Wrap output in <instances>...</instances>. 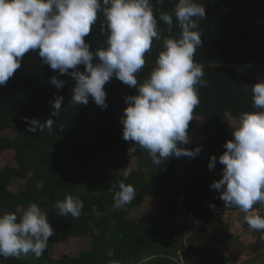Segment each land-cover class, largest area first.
<instances>
[{"label":"trees","instance_id":"1","mask_svg":"<svg viewBox=\"0 0 264 264\" xmlns=\"http://www.w3.org/2000/svg\"><path fill=\"white\" fill-rule=\"evenodd\" d=\"M195 2L204 5L205 17L197 18L202 47L193 62L203 65L202 79L207 81L206 87L197 86L200 103L192 113L193 118L202 119L205 135L195 157L172 156L158 166L145 150L125 141L119 117L127 106L124 97L136 93L115 77L104 85L107 108L97 106L91 98L87 105L73 104L71 77L58 75L57 70L43 64L37 53L30 51L6 85L0 86V133H14L0 137V155L13 151L16 164L0 170V214L19 215L30 203H36L48 215L55 231L40 258L31 253L18 258L0 257V264H229L227 250L215 243L222 232H210L205 226L188 228L179 222V215L185 211V217L191 214L206 225L214 208L225 207L217 198V190L210 188L213 181L221 178L223 165L217 161L209 170L207 164L210 156L218 157L225 151V141L232 140L229 121L223 120L225 110L234 117L256 110L250 87L264 81V0ZM151 3L158 19L160 13H172L176 0ZM103 20L102 13L98 14L92 31L84 38L91 51L105 46L106 37L100 32ZM166 28L158 19L161 40L154 39L145 54V65L136 74L138 85L156 66L163 39L180 35L175 18L173 32L168 33ZM77 67L83 71V65ZM52 76L65 81L64 86L57 89L50 82ZM245 86L249 87L247 91ZM56 96L63 97V101L54 117L50 116L49 101ZM24 117L41 121L51 118L55 121L53 130L29 132ZM194 128L189 121L188 136ZM197 146L183 145L188 149ZM132 159L138 160L137 169L127 176L120 174ZM15 180L24 181V186L11 192ZM116 181L134 186L137 192L135 200L123 209L113 207L109 187ZM67 195L83 202L78 218L56 214L55 202ZM147 197L162 199L164 203L153 207L154 224L142 233L137 249L129 251L123 230L129 223L132 225L128 216ZM213 197L217 198L216 204ZM73 237L90 239V249L77 257L52 258L54 245L67 243ZM253 248L264 264V240L259 239V233Z\"/></svg>","mask_w":264,"mask_h":264},{"label":"clouds","instance_id":"2","mask_svg":"<svg viewBox=\"0 0 264 264\" xmlns=\"http://www.w3.org/2000/svg\"><path fill=\"white\" fill-rule=\"evenodd\" d=\"M101 13L105 46L91 51L84 38ZM204 17V5L195 0H176L172 13L159 14L168 33L173 32L175 18L180 35L163 39L156 66L138 85L136 74L145 65V54L154 39L161 40L151 0H0V86L6 85L30 51L58 75L71 77L73 104L87 105L91 98L97 106L107 108L104 85L115 77L136 93L124 97L127 106L119 117L122 138L145 150L158 166L172 156L195 157L201 148L183 145L190 143L187 129L200 103L197 86H207L202 79L203 65L193 62L202 47L197 18ZM50 82L57 89L65 83L57 76ZM248 88L245 86L246 91ZM250 88L256 110L241 112L238 117L225 110L224 121H237L231 126L233 139L225 141L221 155L209 157L207 167L213 169L217 161L223 165L221 178L210 188L217 190L225 207L245 213L244 221L264 240V214H250L254 206L257 213L264 209V81ZM62 101L61 96L49 101L50 116H58ZM23 119L32 133L51 132L55 122L51 118ZM109 190L116 209L125 208L137 195L134 186L124 181L114 182ZM82 208L83 202L72 195L54 204L59 216L78 218ZM54 234L48 215L36 203L19 215L4 212L0 214V257L31 253L40 258Z\"/></svg>","mask_w":264,"mask_h":264},{"label":"rangeland","instance_id":"3","mask_svg":"<svg viewBox=\"0 0 264 264\" xmlns=\"http://www.w3.org/2000/svg\"><path fill=\"white\" fill-rule=\"evenodd\" d=\"M253 6L257 7L256 2H253ZM194 123L195 128L191 131L189 137L192 145L201 146L205 141V135L201 130L203 123L201 118H192L190 120ZM237 121H229V133L232 137V127H235ZM232 126V127H231ZM13 131L7 130L0 133V137L13 136ZM15 154L13 151H6L0 155V170L6 166L16 167L14 162ZM138 166V160L132 159L131 162L120 170V174L127 176L132 171L136 170ZM24 186V181L15 180L10 187L11 192H17ZM213 204H216L217 198L213 197ZM164 203L162 199H154L147 197L145 203L139 208L133 210L128 216L129 223L126 229L123 230V234L127 236L124 238V243L129 251H135L139 245V238L142 233L151 229L154 224L153 220V207ZM189 206H192L191 203ZM250 214H264V209H261L259 213L253 209ZM245 213L240 211H231L225 207L214 208L213 215L209 224L204 225L200 220L194 218L193 215L185 217V211H182L179 215V222H182L183 226L188 228L197 229L198 227L205 226L210 232L220 231L222 232L215 241L216 246L227 250L229 258V264H262V259L258 258L257 250L253 247L258 241V232L251 229L244 221ZM149 223V225H147ZM91 240L84 238L73 237L68 240L67 243H57L54 245L51 256L54 259H58L63 255H70L71 257H77L80 252L90 249ZM185 247V245H184Z\"/></svg>","mask_w":264,"mask_h":264}]
</instances>
